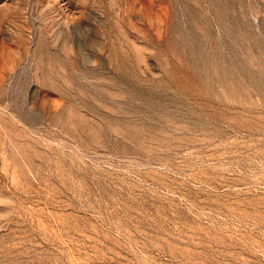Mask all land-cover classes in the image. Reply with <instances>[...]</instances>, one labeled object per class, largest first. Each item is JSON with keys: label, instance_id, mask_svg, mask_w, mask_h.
I'll list each match as a JSON object with an SVG mask.
<instances>
[{"label": "rangeland", "instance_id": "rangeland-1", "mask_svg": "<svg viewBox=\"0 0 264 264\" xmlns=\"http://www.w3.org/2000/svg\"><path fill=\"white\" fill-rule=\"evenodd\" d=\"M0 264H264V0H0Z\"/></svg>", "mask_w": 264, "mask_h": 264}]
</instances>
